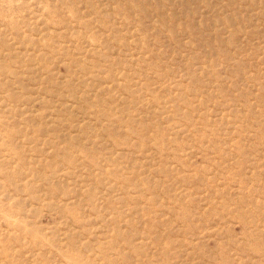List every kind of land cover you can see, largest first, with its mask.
<instances>
[{
  "label": "rangeland",
  "instance_id": "rangeland-1",
  "mask_svg": "<svg viewBox=\"0 0 264 264\" xmlns=\"http://www.w3.org/2000/svg\"><path fill=\"white\" fill-rule=\"evenodd\" d=\"M0 264H264V0H0Z\"/></svg>",
  "mask_w": 264,
  "mask_h": 264
}]
</instances>
